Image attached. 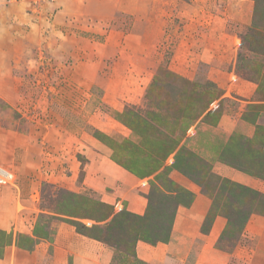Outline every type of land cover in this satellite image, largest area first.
Returning a JSON list of instances; mask_svg holds the SVG:
<instances>
[{
	"label": "rangeland",
	"instance_id": "rangeland-1",
	"mask_svg": "<svg viewBox=\"0 0 264 264\" xmlns=\"http://www.w3.org/2000/svg\"><path fill=\"white\" fill-rule=\"evenodd\" d=\"M246 127L264 131V0H0V178L11 175L0 216L16 212L15 229L0 222V260L71 230L99 237L111 264H264V192L221 174L264 181V149L242 144ZM86 146L135 175L132 198H115L122 210L106 193L75 190ZM135 199L144 210L129 207Z\"/></svg>",
	"mask_w": 264,
	"mask_h": 264
},
{
	"label": "crops",
	"instance_id": "crops-1",
	"mask_svg": "<svg viewBox=\"0 0 264 264\" xmlns=\"http://www.w3.org/2000/svg\"><path fill=\"white\" fill-rule=\"evenodd\" d=\"M241 9L242 11L250 10L248 6L244 5V3L241 5ZM227 49L234 50L235 48L233 45L224 46V50L226 51ZM216 53L217 51L213 53V56H214L213 58L215 59L214 60L215 63L219 64V62H222V59H220L221 55H223V58L226 57V55L224 52H219L218 56H215ZM211 57L212 55H210L209 58ZM242 84H241V87L239 84H237L238 90H240L241 92L244 89L242 88ZM250 86L251 88L247 89L248 92L250 91V93L252 94L255 93L254 87L252 85ZM258 123L260 124L261 121L259 120ZM246 128H244V130H248L249 132L245 134L243 138L244 140H242V144H245L247 139L248 140L250 139V141H252L250 142L251 144H253L255 140L259 142V148L262 147V149H264V131L261 129L260 132L258 130L253 132L251 131L252 129L250 128L246 129ZM240 129H243V128H240ZM231 134L239 136V134L236 131L231 132ZM24 137L25 136L21 135L22 139ZM42 138H43L42 141H46V142L53 141V138L52 137L50 138L49 133L48 135L45 134ZM26 140H27V146L32 144L30 139H26ZM58 142H59V146L63 145L62 143L63 141H58ZM55 145H58V143H55ZM254 146H257V145L254 144ZM243 147H245V145H243ZM85 148L86 149L84 153L87 156V160H88L85 166V169H84V172H86V174L84 176L83 184H78L79 186L76 184L75 190H79V191L83 189L86 190L87 189L86 187L88 186L90 188H93L97 192H100V194H103V193L108 194V197L106 198H110V200H115L117 201L116 203H120V205L123 206L124 200H116V199L120 195L125 196V193L131 194V195L130 194L128 195L127 197L128 199L132 198V195L135 192L131 190L133 189L134 184L136 182L135 175L133 176V174L127 171L126 169H124V167H121L117 163L113 162V160L109 156L110 155L109 152L106 151L105 149H102V147H99L96 150L93 148H90L89 146H86ZM21 158L22 157L19 156L18 160H21ZM56 170L60 171L58 169ZM74 173L72 177L73 182H70L72 184L74 183L76 179L78 180V174H74ZM221 174L224 175L225 177H228V178L231 177L237 182L251 186L253 188L260 189L264 192V181L263 180L253 177L240 170H235L232 167L226 166V167H222ZM27 179L30 180V177ZM123 199L125 198L123 197ZM20 202L24 206V209H27L28 205L31 203L30 200L25 199V198L21 199ZM12 203H14V201H12ZM8 206H11V205H6L5 207H8ZM130 206L134 208L135 210H142L145 207V202L142 200L138 201L137 199H135L134 202H129V207ZM191 212L194 215L195 219L200 220V218H202L205 212L204 203L203 205L201 204L195 205L192 208ZM12 213L16 214L15 210L7 211V209L5 208V211L2 212L3 215L0 216L1 217L0 222L4 224L3 228L8 231L15 229L14 227L15 224L13 222V220L16 219L15 215H14V219L12 220L11 219L8 220L7 218V216ZM33 219H35L34 216H33ZM22 220H25L24 217L22 218ZM18 221L19 219H17V222ZM24 223L25 222H23L22 224L24 229H19V232L23 234H30L29 232L30 229L28 225ZM33 223H34V220H33ZM223 226H224L223 221L217 218V220L214 223L211 234H213V236L217 238ZM256 230H257V227H256ZM210 238L211 237L208 236L207 240L208 239L210 240ZM55 241L56 243L53 246H51V244L47 243L46 241L40 242L35 247V249L30 252L15 248L14 255L12 254L13 249L9 247L7 249V252H5V258L0 260V264H45L44 263L45 260L51 261L52 264H69V260H68L69 257H72V261H73L72 264H111L112 263V259H111L112 253L103 244H100V242L93 240V239H89L85 236H80V235L75 236L71 230L66 231V233H63V231H60ZM208 242L211 243V241H208ZM263 245H264V242L257 246V249H256L257 254H264ZM50 247H52L51 253H50ZM144 250L147 252L149 260H152L154 259V257H156L154 252H152L150 249L145 248ZM142 251H143V248H142ZM199 254L201 255V253ZM168 258L169 257H166V258L164 257L162 262H165L164 264H166L167 260H169ZM158 259L160 258L158 257Z\"/></svg>",
	"mask_w": 264,
	"mask_h": 264
},
{
	"label": "trees",
	"instance_id": "trees-1",
	"mask_svg": "<svg viewBox=\"0 0 264 264\" xmlns=\"http://www.w3.org/2000/svg\"><path fill=\"white\" fill-rule=\"evenodd\" d=\"M235 185H237V186H240L239 184H235ZM250 191V190H249ZM106 206H108V205H106ZM128 217H134L135 218V220L137 221V220H144V219H146L145 217H146V215L145 216H140V215H136V214H134V213H131V212H129V211H127L126 213H125ZM151 215V214H150ZM111 216H113V218L111 219V220H114L116 217H119V216H117L116 214H113V212L110 214V213H108L106 216H105V219H109V217H111ZM133 218V219H134ZM77 223V222H76ZM81 227H83V229L84 228H87L85 225H83V224H81V223H78ZM123 225H130V224H123ZM123 225L121 226V228H123ZM96 226H94V227H92V228H89V229H93V228H95ZM78 228V227H77ZM88 229V228H87ZM122 230V229H121ZM133 231V229H130V230H128V231H124V232H126V233H131ZM81 233H83L82 231H80ZM119 233V232H118ZM118 233H115L114 231H112V235H113V237L115 238V236L116 235H118ZM121 234L123 233V231L122 232H120ZM23 238H25V240L27 241V242H29V243H32V247L34 246V244H35V240H33L32 238H27L26 239V237L25 236H22ZM90 237H92L93 239H96V240H99L100 241V238L99 237H97V236H90ZM137 238H139V237H137ZM165 239H163V240H166L167 241V238H168V236L166 235L165 237H164ZM144 240H147V239H145L144 238ZM152 240V239H151ZM152 242V241H151ZM31 247V248H32ZM27 248H29V247H27Z\"/></svg>",
	"mask_w": 264,
	"mask_h": 264
},
{
	"label": "built area",
	"instance_id": "built-area-1",
	"mask_svg": "<svg viewBox=\"0 0 264 264\" xmlns=\"http://www.w3.org/2000/svg\"><path fill=\"white\" fill-rule=\"evenodd\" d=\"M1 172H2V177L0 178V180H1L2 183H5L11 177V175L4 169H1ZM142 185L146 186L147 185V181L143 182ZM121 207H122V205H120V207H119V205L117 206V208H119V209ZM121 210H122V208H121Z\"/></svg>",
	"mask_w": 264,
	"mask_h": 264
}]
</instances>
